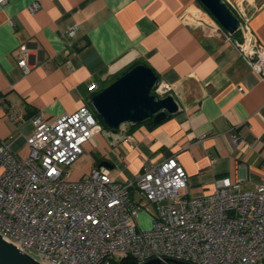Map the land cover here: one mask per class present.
<instances>
[{"label": "crops", "instance_id": "crops-1", "mask_svg": "<svg viewBox=\"0 0 264 264\" xmlns=\"http://www.w3.org/2000/svg\"><path fill=\"white\" fill-rule=\"evenodd\" d=\"M35 1L39 8L31 14ZM229 1L247 9L248 27L264 47V0ZM197 6V0H6L0 5V140L25 157L32 116L51 121L88 108L91 82L101 88L139 61L170 85L166 95L178 111L154 126H129L132 142L104 129L84 145L82 155H92L71 178L100 167L125 183L174 157L188 177V195H208L223 178L253 190L264 178V74L243 61L224 32L192 18ZM20 45L29 51L26 74L17 65Z\"/></svg>", "mask_w": 264, "mask_h": 264}, {"label": "built area", "instance_id": "built-area-1", "mask_svg": "<svg viewBox=\"0 0 264 264\" xmlns=\"http://www.w3.org/2000/svg\"><path fill=\"white\" fill-rule=\"evenodd\" d=\"M6 0H0L4 6ZM238 29L227 33L197 6L195 21L224 32L243 61L264 74V47L248 27L245 7L227 1ZM39 8L35 1L31 14ZM10 25L13 22L9 20ZM77 30L71 26L66 36ZM238 34V39L234 35ZM17 61L28 73L29 51L20 45ZM97 82L88 85L94 94ZM171 87L159 81L153 93ZM11 119H14L11 116ZM34 131L26 139L28 153L18 157L0 140V235L41 264H115L131 257L137 264L172 259L190 264H257L264 262V178L253 190L223 178L208 195H188V177L174 157L146 167L132 181L112 179L93 167L73 180L69 168L84 145L103 131L87 107L48 121L31 117ZM129 124L117 131L125 134ZM233 142L237 135L231 134ZM134 194L137 200L132 201ZM139 211L152 212L151 228L138 226Z\"/></svg>", "mask_w": 264, "mask_h": 264}, {"label": "water", "instance_id": "water-1", "mask_svg": "<svg viewBox=\"0 0 264 264\" xmlns=\"http://www.w3.org/2000/svg\"><path fill=\"white\" fill-rule=\"evenodd\" d=\"M215 22L227 33L238 29V19L223 0H197ZM159 79L154 71L143 64H137L113 82L103 87L90 98V106L113 132L123 124H138L151 119L158 124L167 116L178 111V105L171 95L159 97L152 93ZM108 165L107 162H103ZM190 264L172 259H151L142 264ZM0 264H41L32 256L18 250L0 235Z\"/></svg>", "mask_w": 264, "mask_h": 264}, {"label": "rangeland", "instance_id": "rangeland-1", "mask_svg": "<svg viewBox=\"0 0 264 264\" xmlns=\"http://www.w3.org/2000/svg\"><path fill=\"white\" fill-rule=\"evenodd\" d=\"M198 7H200L198 5ZM201 8V7H200ZM193 9V8H192ZM196 8L193 9V12L195 11ZM230 9V8H229ZM232 11V13L234 15L235 12L233 11V9H230ZM210 16V15H209ZM211 17V16H210ZM212 18V17H211ZM213 19V18H212ZM214 20V19H213ZM215 21V20H214ZM107 84V83H106ZM105 85V84H104ZM103 88V84L101 85V88ZM99 89V90H100ZM98 90V91H99ZM88 110L89 112L91 113V115L93 116V118L99 122L100 121V118L99 116L96 114V112H94V110L92 109V107L89 105L88 106ZM102 127V126H101ZM102 129L104 130V128L102 127ZM92 153H90V150H85L84 151V154L82 156H80L76 162L74 164H72V166L69 168V172H70V176L72 177L73 174H75V171L76 169L79 170L81 168H84L89 160V158L91 157ZM151 217L152 215L151 214H147V212H144V211H139V217H138V226L140 229L142 230H148L151 228ZM258 264H264V263H258Z\"/></svg>", "mask_w": 264, "mask_h": 264}, {"label": "trees", "instance_id": "trees-1", "mask_svg": "<svg viewBox=\"0 0 264 264\" xmlns=\"http://www.w3.org/2000/svg\"><path fill=\"white\" fill-rule=\"evenodd\" d=\"M198 5H199V6H200L205 12H207V11L202 7V5H201L200 3H198ZM234 36L238 38V35H237V34L234 35ZM137 64H143V65H146V64H144V63H142V62H139V61H138V62H135V63H133V64H131L128 68H126L125 70H123V71L120 72L119 74H117V75H115L114 77L110 78L109 80L105 81V82L103 83V87H105V86H107L108 84H110L111 82H113L115 79H117L119 76H121L122 74H124L126 71H128L130 68L134 67V66L137 65ZM146 66H147V65H146ZM106 83H107V84H106ZM104 84H105V85H104ZM152 93H153V91H152ZM99 123H100V125H101L105 130L111 131V130H109V129H107V128L105 127V125L103 124V122H102L101 119H100ZM142 123H148V124H150L151 126L156 125V124H153V123H152V120H151V119H146L145 121H142L141 123H138V124H142ZM138 124H134V125L129 124L130 129H131L133 126L138 125ZM115 264H137V263H136L135 260H133L131 257H125V258H122V259L116 261ZM162 264H173V263H162Z\"/></svg>", "mask_w": 264, "mask_h": 264}, {"label": "bare ground", "instance_id": "bare-ground-1", "mask_svg": "<svg viewBox=\"0 0 264 264\" xmlns=\"http://www.w3.org/2000/svg\"><path fill=\"white\" fill-rule=\"evenodd\" d=\"M232 12V11H231ZM196 15H197V13H196Z\"/></svg>", "mask_w": 264, "mask_h": 264}]
</instances>
